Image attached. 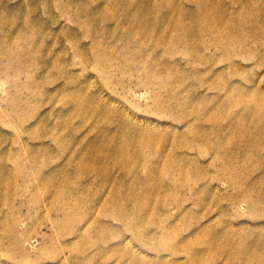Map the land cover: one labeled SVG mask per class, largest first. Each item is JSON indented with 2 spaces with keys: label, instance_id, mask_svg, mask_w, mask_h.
<instances>
[{
  "label": "rangeland",
  "instance_id": "obj_1",
  "mask_svg": "<svg viewBox=\"0 0 264 264\" xmlns=\"http://www.w3.org/2000/svg\"><path fill=\"white\" fill-rule=\"evenodd\" d=\"M140 10L147 11L144 29L160 35L136 37L129 50L128 39L109 35L102 45L116 43L119 69L101 68L91 58L89 32L119 25L134 33L130 17ZM205 15L228 29L197 39L185 32L179 38L187 45L171 37L176 22ZM2 34L0 264H210L206 245L231 240L215 231L207 242L196 240L209 227L229 223L264 239V207L253 199L259 206L249 209L242 199L252 178L264 176V138L248 129L255 119L264 127V112L253 115L249 107L252 96L264 106V0H0ZM216 37L223 42H212ZM170 93L180 97L162 101ZM102 113L109 115L104 126ZM119 121L137 135L132 167L124 174L107 168L109 180H102L103 172L86 169L103 163L88 146ZM139 136H151L155 147L137 149ZM227 161L238 166L226 169ZM180 164L192 175L168 170ZM136 184L146 187L144 205L127 200L120 211L117 200L132 196ZM70 189L67 218L51 208L62 204L54 193L69 199Z\"/></svg>",
  "mask_w": 264,
  "mask_h": 264
},
{
  "label": "bare ground",
  "instance_id": "obj_2",
  "mask_svg": "<svg viewBox=\"0 0 264 264\" xmlns=\"http://www.w3.org/2000/svg\"><path fill=\"white\" fill-rule=\"evenodd\" d=\"M172 15H173L172 13L169 15L168 20H172V19H170L172 17ZM192 17H195V18L190 20L192 22L191 24H183L181 22H176L177 31L175 33L171 34V37L176 38L180 42H183L184 44L187 45L189 43V40H188V38H186V36L184 38L183 37L179 38V37H181L180 35L185 34V32H188L190 34L195 35L196 39H197V37H200V35H202V33H208V34L212 35V34H214V32H213L214 30H216L217 32H221V31H223V27H226V30L228 29V26L218 27V25L215 23V21H212V16H210V15L202 16V19L200 18V16H192ZM130 19L137 21V22L130 23V26L135 27L134 33H129L126 29L122 28L119 25H105L102 30H98L95 28V26L93 24L94 30L92 29L89 32V36L92 35L91 36L92 37L91 50H92V52L95 51V53H94V55L92 54L91 58L101 68L105 67L107 69L111 68L113 70L119 69V66H118L119 61H117V57L119 58V60H121L120 55L119 56L114 55V51H115L114 49L116 47V43H111L110 46H103L102 45V41L105 38H107L109 35L118 34L119 36H122V38L124 37V38L128 39V40L122 39L124 41L123 48H125V49H127L130 44H132L136 41V37L152 38V37H154V35H157V36L160 35V33L150 35L149 32L147 31V29H144V27L146 25L144 26L143 24H146L145 21L147 20V11L140 10V12L138 14H135L134 16L130 17ZM203 20H207L208 23L203 21ZM200 23L203 24V31L201 30L202 28L201 29L199 28V26H202V25H199ZM167 26H169V28H172V27H174V24H173V22H168ZM136 35H140V36H136ZM5 37L6 36L3 34L0 35V43H2V41L5 39ZM147 41H149V39ZM212 42L217 44V43H221L223 41L218 39V37H216V38H212ZM139 45L140 46L135 48L136 52L134 53V55L135 54L139 55L140 52H142V50H144L145 45L142 43ZM200 46H204L203 41L200 42ZM186 47L188 49L191 46L190 47L186 46ZM4 48H6V47H4ZM131 48H133V47L132 46L129 47L128 50ZM0 51H1V49H0ZM162 83L167 85L166 81H163ZM251 96L252 95L249 94V97H251ZM179 97L180 96H176L174 93H170L162 101H167L168 103H174L175 99H177ZM66 98H67V96H66ZM252 98L254 100L253 101L254 103L252 102L253 106H249V107L252 110L253 115L254 114L258 115V113L260 114V113L264 112V106L263 105H261L263 107H261L260 105L256 106V105H258V102H255L256 98L254 96H252ZM175 109L178 110V108H176L175 106H170L167 110L169 111V110H175ZM113 113H115V112H113ZM17 114H19V113H17ZM64 114L62 113L59 118L64 119ZM70 114L71 113L69 112V115ZM84 114H85L84 109H82L79 112V115H84ZM97 117L99 119L98 121H99V124L101 126H104L105 123L107 121H109V115L108 114L102 113V114H99ZM126 124L127 123L124 121H119V125H118L119 129L116 127L114 130L109 131L108 128H105L108 134L103 135L101 137V139L99 140V142L96 141L95 143L88 146L89 150L91 151V155L94 156L93 161H95V157L101 158V160H103L102 165L99 167H94L93 165H88V168H86L88 172L93 171V170L103 172L101 174L102 180H105V179L109 180L107 178L108 175L106 173L107 168L119 167L122 174H124L125 170H129L132 167V163L129 165L127 160H128V156L131 154V152L133 150L132 143L134 142L137 135L129 133L128 132L129 126H127ZM248 129H250L254 133H256L257 138H259V139L264 138V127L260 124V122H258L257 119H255V123L252 124L251 126H249ZM66 130L71 131V126H68ZM125 138H128V139L126 140ZM130 139H131V141L129 142ZM243 143H245L244 140L241 141V144H243ZM137 145H138L137 149H140V150L145 149L147 146H151L154 148L156 145V142H155V140H152L151 136H148V137L139 136V142H137ZM256 146H259V144H256ZM258 149H259V147H258ZM260 149H262V145H261ZM222 150L225 151V149H222ZM224 153H227V152H224ZM232 155L235 156L232 158H236V157L242 158L241 152H232ZM247 160H249V159H247ZM169 162H170V164H172L171 158H170ZM258 165H259V168H264V157L262 160H260V161L258 160ZM231 166L236 168V166H238V165H234L232 162L227 161L224 168L230 169ZM176 169H179L182 173H184L183 174L184 176L192 175V174L185 175V173H187L189 170L186 167H183L182 164H180L179 168H176L174 165H172L171 167L168 168V170H176ZM54 176H55V172H52L51 177L53 178ZM148 177L146 178V180L148 179ZM235 177H236L235 175H232L231 179L229 178L230 179L229 183L232 187H238L240 184L239 181ZM120 178H122V177H120ZM174 182L175 181L172 180L171 184H174ZM258 182L264 185V176L263 177H259V176L253 177L249 183V187L246 188V190L244 191V195L242 196V199L244 201L249 202V209L251 207H254L255 205H256V208L259 205L261 206V208L264 207V187H256V183H258ZM136 183H139V182H136ZM145 184H149V181H147ZM126 185H127V183L124 179L121 180L117 184V186H118L117 190L119 191L118 194H120L123 191V188ZM136 185H137L138 189L133 191L132 196H128L126 198V196L123 194L117 200V202H118L117 208L120 211H121V208L124 206L125 202H127V200L128 201H131V200L135 201L134 205L136 207H142L144 205V203H142V201H144V200H142L141 195H142V192L145 190L146 187L142 186L141 184H136ZM48 190L49 189H47L46 191H48ZM113 196L117 197L115 195L114 190L112 192V198H110L106 203V206H105L106 209L109 208V206L113 202ZM54 197L56 198V200L62 201V204H60V205L52 204L51 210L53 212H55L56 214H59V212H62V214H64L65 217L71 218L72 217V189H70V198L69 199H63L64 194L61 192L54 193ZM253 199H259L260 200L258 202L259 205L258 204L252 205ZM256 208H255V210H256ZM123 211H124V209H123ZM227 225L228 226H225L221 230H218V231H216L214 228L209 227V228L204 230L205 231L204 235H202V236L198 235L196 237V240L204 243V242H207V239L209 238V234L211 232L215 231L214 232L215 236L227 237L231 240V243H229L228 245H224V246H216L214 243H212V247L211 246L208 247L206 245L207 250L210 251V253L212 255H205L207 257H204L203 261L206 260V262H208L210 264L211 263L217 264L219 259H224V263H220V264H264V239H262V235H261V237H260V235L251 236L247 229H244L242 227L232 228V226H229V223ZM100 242L101 241L97 242V244Z\"/></svg>",
  "mask_w": 264,
  "mask_h": 264
}]
</instances>
